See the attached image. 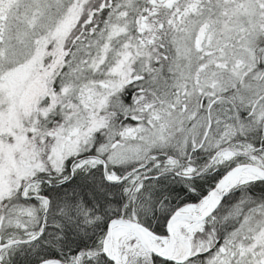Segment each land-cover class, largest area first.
<instances>
[{
    "label": "snow or ice",
    "instance_id": "obj_1",
    "mask_svg": "<svg viewBox=\"0 0 264 264\" xmlns=\"http://www.w3.org/2000/svg\"><path fill=\"white\" fill-rule=\"evenodd\" d=\"M0 264H264V0H0Z\"/></svg>",
    "mask_w": 264,
    "mask_h": 264
}]
</instances>
